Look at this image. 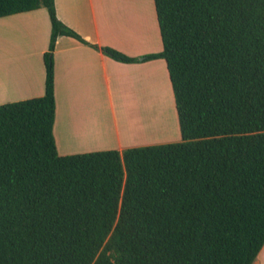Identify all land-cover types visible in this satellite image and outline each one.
<instances>
[{
    "label": "trees",
    "instance_id": "obj_1",
    "mask_svg": "<svg viewBox=\"0 0 264 264\" xmlns=\"http://www.w3.org/2000/svg\"><path fill=\"white\" fill-rule=\"evenodd\" d=\"M162 51L84 41L44 8L42 97L0 105V264H253L264 246V0H153ZM125 64L163 59L180 142L59 156L57 38Z\"/></svg>",
    "mask_w": 264,
    "mask_h": 264
},
{
    "label": "crops",
    "instance_id": "obj_2",
    "mask_svg": "<svg viewBox=\"0 0 264 264\" xmlns=\"http://www.w3.org/2000/svg\"><path fill=\"white\" fill-rule=\"evenodd\" d=\"M146 2L149 12L134 0H54V6L59 21L89 44L141 58L163 49L154 2ZM50 36L44 8L0 18V105L44 95L43 57ZM53 59V135L59 156L175 143L176 133L170 128L164 129L166 138L161 140L147 139L148 133L143 139L149 141L129 140L132 134L126 129L131 120L121 110L131 102L155 104L154 117L148 119L163 129L167 116L154 99L156 78L167 84L168 96L173 97L163 59L120 63L68 36L57 38ZM253 264H264V246Z\"/></svg>",
    "mask_w": 264,
    "mask_h": 264
},
{
    "label": "rangeland",
    "instance_id": "obj_3",
    "mask_svg": "<svg viewBox=\"0 0 264 264\" xmlns=\"http://www.w3.org/2000/svg\"><path fill=\"white\" fill-rule=\"evenodd\" d=\"M134 2H136L139 5V9L140 8H141V10L145 9L144 12L145 11L149 12L146 0H134ZM166 88H168L167 85L165 88H163V91L165 92V94H163L162 91L160 93V95L162 94L161 97L163 100H161L159 103H161V106L163 108V112L167 116V124H163V126H162L163 129L161 130L159 125L156 124L155 126H153V124H155V123L151 122L150 131H147V132H150V133H148L147 139H150V140L164 139V138H166L164 136L165 132H163V131H165L164 129H167V131H168V129L170 128L172 130V133L173 132L176 133V138H175L174 142H180L181 138H180V133H179V128H178V121H177V114H176V110H175L174 99H173V97L171 99L168 96L169 90H167ZM152 105L155 106V104H152ZM153 106L150 107L148 105V103L145 105H140V104H138V102H131L130 104L122 106V109H121L122 112H124L126 114V116H128V118L130 117V120H131L130 127H127V129H126L127 131H129L132 134V137L129 140H131L133 138H137V139H139V141H149V140L143 139V138H145L146 133H141L142 132L141 130H144L143 129L144 126H142L143 123H146V121L150 120V119H148L149 117H154V116H152V112L154 111ZM145 108H148L147 110H150V112L148 114L146 113L147 111L145 110ZM140 113H144L145 115L140 116L139 115ZM169 121H171V122H169ZM140 123H141V127L139 126ZM172 123H173V125H172ZM159 132L161 135L159 137H156ZM138 134L140 135V136H138L139 138L136 136ZM177 134H178V136H177Z\"/></svg>",
    "mask_w": 264,
    "mask_h": 264
},
{
    "label": "bare ground",
    "instance_id": "obj_4",
    "mask_svg": "<svg viewBox=\"0 0 264 264\" xmlns=\"http://www.w3.org/2000/svg\"><path fill=\"white\" fill-rule=\"evenodd\" d=\"M160 79H157L156 78V89L159 91H157V93L158 94H156V96H155V101H156V103H159L161 100H163L162 99V97L160 96V91H162L163 92V94H165V92L163 91V88H165L166 87V83H160V81H159ZM167 90H168V88H166ZM167 94V93H166ZM162 95V94H161ZM147 120V119H146ZM169 122H171V121H169ZM151 124V121L150 120H148V121H146V123H143V125L142 126H144L143 127V129L144 130H141L142 132L141 133H150V132H147V131H150V125ZM172 125H173V123H172ZM139 126L141 127V123L139 124Z\"/></svg>",
    "mask_w": 264,
    "mask_h": 264
}]
</instances>
